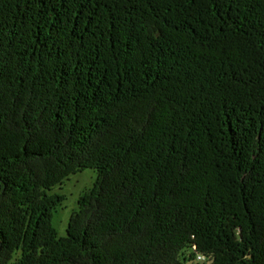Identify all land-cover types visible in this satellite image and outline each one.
I'll return each instance as SVG.
<instances>
[{
  "label": "trees",
  "instance_id": "trees-1",
  "mask_svg": "<svg viewBox=\"0 0 264 264\" xmlns=\"http://www.w3.org/2000/svg\"><path fill=\"white\" fill-rule=\"evenodd\" d=\"M200 261L264 264V0H0V264Z\"/></svg>",
  "mask_w": 264,
  "mask_h": 264
},
{
  "label": "rangeland",
  "instance_id": "rangeland-1",
  "mask_svg": "<svg viewBox=\"0 0 264 264\" xmlns=\"http://www.w3.org/2000/svg\"><path fill=\"white\" fill-rule=\"evenodd\" d=\"M96 177V169L85 168L83 171L71 175L63 185L56 186L53 190L66 195V200L54 212L53 217V223L60 236L67 234L68 221L72 212L78 206L79 196L93 185ZM200 264L206 263L200 261Z\"/></svg>",
  "mask_w": 264,
  "mask_h": 264
},
{
  "label": "built area",
  "instance_id": "built-area-1",
  "mask_svg": "<svg viewBox=\"0 0 264 264\" xmlns=\"http://www.w3.org/2000/svg\"><path fill=\"white\" fill-rule=\"evenodd\" d=\"M200 258H201L202 260H204V257H203V256H200Z\"/></svg>",
  "mask_w": 264,
  "mask_h": 264
}]
</instances>
